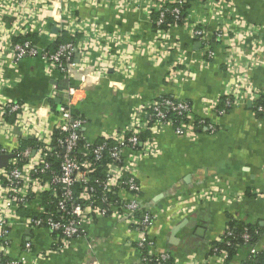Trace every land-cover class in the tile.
Returning <instances> with one entry per match:
<instances>
[{"label":"crops","instance_id":"1","mask_svg":"<svg viewBox=\"0 0 264 264\" xmlns=\"http://www.w3.org/2000/svg\"><path fill=\"white\" fill-rule=\"evenodd\" d=\"M225 1L227 12L237 11L231 19L236 21L233 24L235 32L231 42L212 41L211 57L205 54L202 42L192 35L189 27L175 23L165 30L163 46L156 47L159 50L156 60L142 52L129 54L135 66L131 76L114 69L100 76L94 68L98 53L93 52L89 65H83L79 51L75 53L74 63L80 67L71 77L57 70L49 77L40 56L24 58L15 66L5 68L3 73L13 85L5 86L0 94L11 101L45 109L53 126L60 124L62 119L53 112L52 102L59 105L66 99L63 93L53 95L52 81L56 80L61 89L75 87L78 97L73 111L88 120L83 134L91 143L100 142L103 131L127 127L134 107L146 105L158 97L183 100L191 105L196 118L219 126L215 134L197 129L190 137L168 129L157 136L160 155L145 158L139 165L137 180L142 205L155 216L150 240L155 250L168 253L174 264H199L215 257L216 241L231 231L232 222L256 225L261 233L253 244L238 247L231 260L228 254L224 264H251L252 249L264 253V117L253 113V103L249 100L230 109L223 108L222 104L225 99L232 100L235 91L244 83L243 90L264 91V0ZM60 6V10L45 11L47 33L29 34L20 37L21 40H31L50 52L55 51L57 44L77 43L81 36L64 32L57 24L60 18H55L63 17L60 12L66 10L79 20H91L105 27L108 32L118 28L131 31L138 26L141 33L131 37L132 43L153 42L157 38L153 18L149 19L145 13H120L109 6L84 3L74 8L64 6L63 2ZM189 7L196 14L201 8L199 2ZM206 21L205 28L212 39L217 25L211 12ZM251 27H258V34L250 33ZM176 68L189 71V74L185 72L183 77H176L173 73ZM8 136H1L0 144L13 150L19 141L16 136L20 134L14 129ZM23 141L26 140L19 142ZM212 186L239 195L240 201L232 205L222 201L200 203L191 211L185 210L180 203L182 198ZM117 196L130 198L126 191ZM41 201L35 198L28 209L19 207V219L10 233L11 257H24L25 264H35L37 253L46 250L53 241L50 231H32L24 223V219L37 212ZM136 238L137 234L126 222L98 217L84 225L82 237L72 241L62 253L37 264H139ZM27 241L33 246L30 253H24ZM216 263L213 259L212 264Z\"/></svg>","mask_w":264,"mask_h":264},{"label":"built area","instance_id":"2","mask_svg":"<svg viewBox=\"0 0 264 264\" xmlns=\"http://www.w3.org/2000/svg\"><path fill=\"white\" fill-rule=\"evenodd\" d=\"M62 2L71 8L81 3L95 7L105 5L120 13H145L149 19L155 13L158 17L152 18L158 30L157 38L153 42L142 40L132 43L131 37L141 33L140 27L136 26L131 31L118 28L108 32L105 27L91 20H79L66 10L60 12L63 17L60 16L57 24L70 35H80L77 43H63L54 52H50L31 40L14 41L15 38L29 34L47 33L45 11L53 8L60 10ZM193 2H199L201 7L197 14L192 12L191 7H185ZM226 8L228 4L225 0H0V16L14 19L12 31L7 30L11 33L5 43L6 47H0V92L5 86L13 85V82L4 78L5 68H11L27 57H42L49 77L56 70L71 77L80 67L74 63L75 53L79 51L82 64L89 65L91 54L96 52V74L105 76L110 69H114L131 76L135 66L129 54L142 52L149 55L151 60H156V51H159L156 47L163 46L162 36L166 30L162 27L169 28L176 22L189 27L192 35L202 42L205 54L211 57L212 41L231 42L235 32L233 24L236 21L231 19L235 18L237 11L232 9L229 13ZM27 12L30 17L25 21L18 16ZM209 12L217 25L212 39L205 28ZM167 14L172 17L171 22H167ZM194 14L196 16L191 19ZM17 19L21 21L16 22ZM4 25H0V28L6 31ZM250 29L247 30L250 33L258 34L260 31L258 27ZM185 72L189 74V71L176 68L173 73L181 78ZM243 87H246L245 83L239 86L240 90L235 91L232 100L226 101L228 107L248 100L254 104L264 96V91L251 92L243 90ZM51 88L53 95L63 93L66 99L54 111L62 119L55 126L51 125L45 109L32 108L0 94V137H9L14 129H18L20 136L16 137H19V141H27L26 144L17 141L13 150L0 144V156L13 155L6 167H0V264L27 263L24 257H11L10 233L19 219V207L28 209L35 198L42 201L38 202L37 212L24 219V223L29 230L46 229L53 235L51 246L37 253L35 264L62 253L72 241L82 237L84 225L98 217H112L130 225L137 234L134 244L140 254L139 264H169L173 260L171 256L157 252L150 240L155 216L142 205L141 187L137 180L140 162L160 155L157 136L168 129H173L177 135L190 137L199 128L215 134L219 126L203 118L197 121L191 105L183 100L158 97L146 105L134 107L127 127L112 132L103 131L101 141L91 143L83 134L88 120L73 111L78 90L72 86L61 89L56 80L52 81ZM258 112L264 113V106L258 107ZM99 169H103L102 178L95 176ZM121 191L128 192L130 198L118 197ZM113 194L117 197L112 199L110 195ZM219 201L232 205L240 201V197L219 186H212L182 198L180 203L185 210H190L200 203ZM259 234L257 230L254 235ZM231 235L229 231L217 239L216 243L230 245L226 239ZM242 237L246 244L252 234L245 231ZM32 248V243L27 241L24 253L32 252ZM254 254L257 251L252 249L250 255ZM214 256L199 264H212L213 259L217 260L216 264H224L228 252L215 246Z\"/></svg>","mask_w":264,"mask_h":264},{"label":"trees","instance_id":"3","mask_svg":"<svg viewBox=\"0 0 264 264\" xmlns=\"http://www.w3.org/2000/svg\"><path fill=\"white\" fill-rule=\"evenodd\" d=\"M188 6L189 5H186L185 7L188 8ZM152 17L154 19H156L158 16H157V14L154 13L152 15ZM166 20H167V22H171L172 21V17L170 16V14L166 15ZM176 23H181V22H176ZM162 28L163 29H167L168 27L167 26H163ZM14 41L15 42H22V41H25V40H21V38H15ZM58 46H59V44H57V47ZM57 47L54 48V50H56ZM163 98L173 99V97H163ZM226 101H227L226 99L222 101L223 108L225 106L226 109H230L231 107L227 106ZM57 106L58 105L55 102H52L53 112L56 111ZM260 106H264V96L260 97V99H258L252 105V108H251V110L253 112H255L259 117H263L264 113L258 112V107H260ZM169 117H171V116H169ZM200 120H201L200 118L199 119L197 118V121H200ZM200 130H202V129H200ZM25 142L23 141V143H25ZM104 164H106V162H104ZM102 171H103V169H99L95 176L98 177V178H102L103 177V172ZM115 195L114 194L110 195V197L112 199L116 198L117 196H115ZM56 214L58 215L57 212H56ZM230 227H231V234L232 235L229 236L226 239V241L230 242V245L217 244L216 243L215 246L218 247L220 250H226L228 252V254H229V259L231 260L235 256L238 247H243L245 245V241H244V239L242 237V235H243V233L245 231H248L250 234H252V237H251L250 241L248 242V244H253L255 242V240L258 238V235H254L255 231L258 230L259 233H261V231L258 228V226L252 225V224H247V223H244V222L243 223L242 222H239V223L238 222L237 223L236 222L235 223L232 222ZM250 260H251V264H262L263 261H264V253H257V254H254V255H250ZM169 264H174L173 260L170 261Z\"/></svg>","mask_w":264,"mask_h":264},{"label":"rangeland","instance_id":"4","mask_svg":"<svg viewBox=\"0 0 264 264\" xmlns=\"http://www.w3.org/2000/svg\"><path fill=\"white\" fill-rule=\"evenodd\" d=\"M45 1V0H44ZM58 0H55V2H57ZM61 1V0H59ZM73 4H75L76 2L72 1ZM54 9V8H53ZM28 12L26 14H22V15H18V16H21L22 20H26V18L28 17ZM42 15V14H40ZM30 17V16H29ZM28 17V18H29ZM57 19L61 18L60 16L59 17H55ZM18 21H21V19H17L16 22ZM5 24L4 25V29L6 31H4L2 28H0V47L3 48V47H6V41H8V35L11 33V32H7V30H10L12 31V24H14V19L10 18V17H7V16H0V25L2 24ZM18 32V31H17Z\"/></svg>","mask_w":264,"mask_h":264},{"label":"water","instance_id":"5","mask_svg":"<svg viewBox=\"0 0 264 264\" xmlns=\"http://www.w3.org/2000/svg\"><path fill=\"white\" fill-rule=\"evenodd\" d=\"M56 102L59 104L60 103V101L59 100H56ZM16 132L18 133V134H20V132L16 129ZM13 157V155H3V156H0V167H6L7 166V164H8V160L10 159V158H12ZM27 234H29V231L27 232Z\"/></svg>","mask_w":264,"mask_h":264}]
</instances>
